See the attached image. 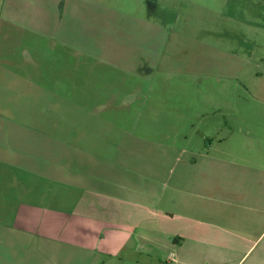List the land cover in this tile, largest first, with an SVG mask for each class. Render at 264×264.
Returning <instances> with one entry per match:
<instances>
[{"label":"rangeland","instance_id":"rangeland-1","mask_svg":"<svg viewBox=\"0 0 264 264\" xmlns=\"http://www.w3.org/2000/svg\"><path fill=\"white\" fill-rule=\"evenodd\" d=\"M3 32L12 49L3 57L28 52L35 62L17 89L23 144L37 143L48 158L52 146L50 165H33L31 155L19 173L29 202L71 208L90 196L76 178L91 185L100 167L115 171L113 160L165 156L176 168L237 131L242 113L264 109L259 0H0L2 45ZM5 72L12 66L0 69L11 78ZM238 138L211 150L229 152ZM44 243L25 235L7 263L51 264Z\"/></svg>","mask_w":264,"mask_h":264},{"label":"crops","instance_id":"crops-1","mask_svg":"<svg viewBox=\"0 0 264 264\" xmlns=\"http://www.w3.org/2000/svg\"><path fill=\"white\" fill-rule=\"evenodd\" d=\"M1 37L0 69L12 66L13 74L0 76L6 102L0 108V264H8L9 246L23 243L25 235L49 246L51 264H264V109L242 113L237 131L231 127L225 137L209 140L176 168L167 167L165 156L113 160L115 171L102 174L100 167L91 185L84 175L76 178L90 196L71 208L29 202L19 173L31 155L33 165H50L52 146L45 144L48 158L37 143L23 144L24 119L18 118L25 117L19 107L25 96L17 89L24 82L20 74L25 67L33 71L35 62L28 52L3 57L12 49L7 32ZM236 132L229 152L211 150ZM10 232L18 236L9 239Z\"/></svg>","mask_w":264,"mask_h":264}]
</instances>
